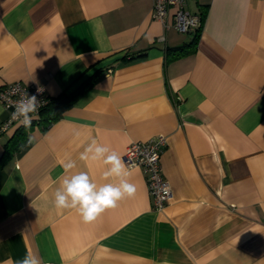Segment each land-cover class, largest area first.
I'll use <instances>...</instances> for the list:
<instances>
[{
  "label": "crops",
  "instance_id": "crops-1",
  "mask_svg": "<svg viewBox=\"0 0 264 264\" xmlns=\"http://www.w3.org/2000/svg\"><path fill=\"white\" fill-rule=\"evenodd\" d=\"M186 8L202 14L196 48L170 58L195 29L153 18L152 0H0V85L57 97L95 75L58 119L0 133V264H264V0ZM157 135L163 208L140 166L135 195L94 222L53 206L61 159L103 184L105 165L78 159L91 139L122 157Z\"/></svg>",
  "mask_w": 264,
  "mask_h": 264
},
{
  "label": "clouds",
  "instance_id": "clouds-1",
  "mask_svg": "<svg viewBox=\"0 0 264 264\" xmlns=\"http://www.w3.org/2000/svg\"><path fill=\"white\" fill-rule=\"evenodd\" d=\"M42 86L37 87V93L44 92ZM41 100L37 95L22 92L20 99L14 103L12 119L17 120L25 128L32 127V121L38 119V109ZM79 137L80 133H74ZM32 137H29L31 142ZM78 159L84 162H102L105 170L102 177L105 182L97 184L86 171H73L77 168L76 160L71 157L61 159L60 164L64 175L53 193V206L59 210H74L83 222L97 220L109 209H114L125 198H131L136 193V186L129 182L131 175L126 161L107 145H102L96 139L90 142L80 152ZM14 264H44L43 258L31 252Z\"/></svg>",
  "mask_w": 264,
  "mask_h": 264
},
{
  "label": "built area",
  "instance_id": "built-area-1",
  "mask_svg": "<svg viewBox=\"0 0 264 264\" xmlns=\"http://www.w3.org/2000/svg\"><path fill=\"white\" fill-rule=\"evenodd\" d=\"M170 14L172 24L182 33H187L201 24L200 14L190 12L186 8V0H152L151 15L153 18L166 22V18ZM111 70L108 69L107 71L110 72ZM38 86L41 85H28L20 81L0 85V103L8 110V117L0 123V133L14 124L22 126L17 120L12 119V113L15 110L14 103L20 99L22 92L37 95L38 99L41 100V106L38 109L39 119V112L48 103L50 97L45 90L42 94L37 93ZM38 119H34L32 123L37 122ZM165 146L166 137L157 135L149 141L130 142L122 155L129 168L140 166L144 170L148 190L157 208H163L172 196L170 184L164 177L161 166Z\"/></svg>",
  "mask_w": 264,
  "mask_h": 264
},
{
  "label": "trees",
  "instance_id": "trees-1",
  "mask_svg": "<svg viewBox=\"0 0 264 264\" xmlns=\"http://www.w3.org/2000/svg\"><path fill=\"white\" fill-rule=\"evenodd\" d=\"M201 16V22H202V14ZM201 27V24L199 27L194 28L195 34L192 38V40L186 45L182 47H174V48H168L167 54L170 58L179 57L188 53H191L195 50L197 39H198V33L199 29ZM133 59L136 58L134 55L124 56L123 59ZM95 81V75H92L82 81L76 88L69 92H62L57 97H50L48 103L40 110L39 112V119L37 122L32 123L33 125H40L44 122H52L56 119H58L62 112L70 107L80 96H82L93 84ZM25 128L24 126H21V128ZM20 138L22 136H19ZM15 139L8 141L7 146L11 147L13 143H15ZM11 142V144H9Z\"/></svg>",
  "mask_w": 264,
  "mask_h": 264
}]
</instances>
